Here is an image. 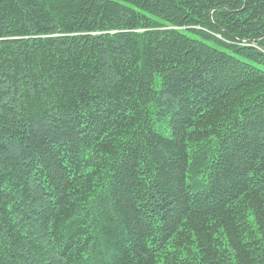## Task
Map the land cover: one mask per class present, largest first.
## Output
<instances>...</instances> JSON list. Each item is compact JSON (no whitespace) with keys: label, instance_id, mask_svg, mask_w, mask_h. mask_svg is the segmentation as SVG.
Instances as JSON below:
<instances>
[{"label":"trees","instance_id":"16d2710c","mask_svg":"<svg viewBox=\"0 0 264 264\" xmlns=\"http://www.w3.org/2000/svg\"><path fill=\"white\" fill-rule=\"evenodd\" d=\"M0 264H264V0H0Z\"/></svg>","mask_w":264,"mask_h":264},{"label":"rangeland","instance_id":"374dc122","mask_svg":"<svg viewBox=\"0 0 264 264\" xmlns=\"http://www.w3.org/2000/svg\"><path fill=\"white\" fill-rule=\"evenodd\" d=\"M191 35V34H190Z\"/></svg>","mask_w":264,"mask_h":264}]
</instances>
